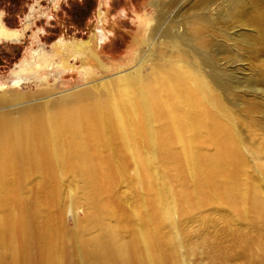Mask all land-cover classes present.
I'll return each instance as SVG.
<instances>
[{
	"label": "bare ground",
	"instance_id": "obj_1",
	"mask_svg": "<svg viewBox=\"0 0 264 264\" xmlns=\"http://www.w3.org/2000/svg\"><path fill=\"white\" fill-rule=\"evenodd\" d=\"M16 33L0 19V37ZM187 45L194 54L198 46ZM175 52L162 48L149 73L107 83L103 93L94 87L21 106L16 117L0 113V264H176L182 248L196 264L246 261L258 248L264 254V203L244 174L230 118L209 81ZM228 78L218 75L217 85ZM33 183L55 213L26 212ZM63 185L79 188L86 207L75 229L61 225ZM127 209L137 215L127 217ZM206 209L223 216L241 253L219 250ZM193 218L201 227L190 234L184 225ZM234 223L252 232L230 230Z\"/></svg>",
	"mask_w": 264,
	"mask_h": 264
},
{
	"label": "rangeland",
	"instance_id": "obj_2",
	"mask_svg": "<svg viewBox=\"0 0 264 264\" xmlns=\"http://www.w3.org/2000/svg\"><path fill=\"white\" fill-rule=\"evenodd\" d=\"M239 1L236 6L233 0H0L1 21L18 35L0 37V97L4 98L0 113L16 117L21 106L58 101L65 94L94 87L99 88L94 92L103 93L107 83L117 86L122 77L149 73L162 48L168 54L177 51L184 55L185 67L204 76L222 101L231 135L240 144L244 174L257 186L264 203V0ZM169 33L173 38L164 36ZM187 44L198 46L194 54L186 51ZM222 73L229 77L223 88L216 81ZM16 97L27 101L18 102ZM130 175L135 177L134 169ZM119 189L127 188L123 184ZM28 190L32 191L24 201L28 214L35 209L56 212L41 200L36 184ZM62 193L61 225L75 229L76 221L86 214L80 189L72 192L63 185ZM71 195L77 207L70 205ZM206 211L201 215L210 216L208 233H216V244L225 247L219 250L241 253L239 245L232 246L233 236L238 235L226 232L219 220L223 216ZM136 215L127 209V217ZM124 220L119 215V222ZM195 221L184 225L189 233L201 227ZM238 228L242 234L252 232L235 223L229 227ZM175 238L177 242L180 233ZM184 250L176 264H196L194 256L184 258ZM262 253L258 248L246 261L230 264H263Z\"/></svg>",
	"mask_w": 264,
	"mask_h": 264
}]
</instances>
